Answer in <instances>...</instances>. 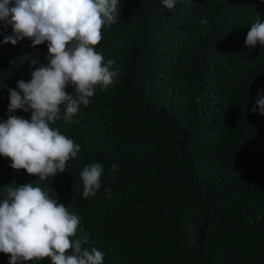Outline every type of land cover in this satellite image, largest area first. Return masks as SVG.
Returning a JSON list of instances; mask_svg holds the SVG:
<instances>
[{
	"label": "trees",
	"instance_id": "16d2710c",
	"mask_svg": "<svg viewBox=\"0 0 264 264\" xmlns=\"http://www.w3.org/2000/svg\"><path fill=\"white\" fill-rule=\"evenodd\" d=\"M120 5L119 22L102 28L96 46L116 61V83L97 88L73 122L55 125L81 152L43 182L0 156V193L13 181L48 190L81 217L103 264H264V115L251 110L264 90V47L245 46L258 14L264 20V0ZM11 34L0 20L4 120L8 89L30 81L48 54L46 43L29 39L4 44ZM91 162L104 175L96 196L84 199L79 173ZM8 260L0 253V264Z\"/></svg>",
	"mask_w": 264,
	"mask_h": 264
},
{
	"label": "clouds",
	"instance_id": "9594fccd",
	"mask_svg": "<svg viewBox=\"0 0 264 264\" xmlns=\"http://www.w3.org/2000/svg\"><path fill=\"white\" fill-rule=\"evenodd\" d=\"M172 10L177 0H162ZM120 0H0V20L12 34L4 44L29 39L33 46L47 44V63L31 71V80L8 89V118L0 119V156L10 167L25 170L39 181L66 173L69 160L77 158L81 145L65 135L58 121L73 122L81 106L88 107L99 88L114 86L119 67L96 50L102 28L117 24ZM207 25L208 19L200 18ZM264 47V20L258 14L247 32L246 50ZM71 88L69 92L67 89ZM252 107L264 115V90ZM30 113V119L14 115ZM112 172L118 169L112 164ZM104 165L91 162L79 173L82 198L95 197L101 188ZM0 193V253L8 264H33L47 258L50 264H103L90 234L81 228V217L33 182L2 185ZM111 198V189H105Z\"/></svg>",
	"mask_w": 264,
	"mask_h": 264
}]
</instances>
